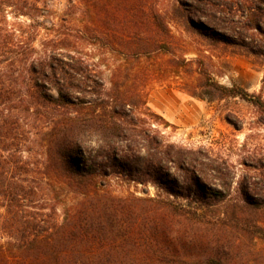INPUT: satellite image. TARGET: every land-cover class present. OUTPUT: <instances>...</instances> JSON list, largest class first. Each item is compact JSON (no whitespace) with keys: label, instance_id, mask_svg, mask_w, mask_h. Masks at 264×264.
<instances>
[{"label":"trees","instance_id":"16d2710c","mask_svg":"<svg viewBox=\"0 0 264 264\" xmlns=\"http://www.w3.org/2000/svg\"><path fill=\"white\" fill-rule=\"evenodd\" d=\"M114 1L80 0L95 10L98 34L106 37V22L114 21L115 25L110 24L115 37L122 35L117 37L119 42L134 39L137 34L128 29V21L132 15H141L151 23L158 38L171 36L168 13L160 10L158 0L148 5L147 0L126 4ZM23 4L19 9L22 13L14 15L29 21L24 41H18L16 29L0 26L1 207L7 220L21 225L22 233L18 239L9 237L10 241L0 243V264H140L142 259L146 263L154 260L151 264H193L176 260V255L160 254L154 246L159 236L167 239L170 231L178 232L176 228H199L201 215L170 198H133L144 204L142 219L148 225L146 233L135 235L142 213L127 200L110 194L107 182L115 177L150 184L166 197L206 204V197L220 195L219 190L209 189L215 183L207 181L224 179L223 169L207 153L166 143L151 128L146 117H159L142 113L145 93L139 91L134 77L129 81L130 69L125 74V67L117 68L111 87L106 89L102 74L68 49L73 35L70 30L61 31L66 19L47 26L38 20L49 17L46 0H27ZM6 7H10L6 0H0V13ZM170 15L213 42L252 54H262L264 49V0H173ZM40 31L44 37L37 50L34 42ZM143 53L131 51L138 59ZM209 87L219 96L251 98L238 88L216 83ZM29 134L42 137L41 174L58 201L52 213L32 215L24 211L21 221L17 211L12 210L18 202L14 197H23L27 192L10 182L13 169L23 164L15 156L26 147ZM217 186L227 188L228 184L224 181ZM27 190L33 194L30 188ZM58 207L62 216L56 212ZM125 227L129 233L121 235ZM181 238H175L176 242L186 244ZM202 264L223 263L206 259Z\"/></svg>","mask_w":264,"mask_h":264},{"label":"rangeland","instance_id":"374dc122","mask_svg":"<svg viewBox=\"0 0 264 264\" xmlns=\"http://www.w3.org/2000/svg\"><path fill=\"white\" fill-rule=\"evenodd\" d=\"M23 1L27 0H6L10 7L0 13V26L16 29L18 41H24L29 24L25 17L14 15V12L22 13L19 9L24 6ZM132 1L121 0V3ZM46 2L51 11L49 17L38 20L50 26L63 17L66 19L61 31L70 30L73 35L67 44L68 49L102 74L106 89L111 87L113 72L125 67V74L131 72L129 81L134 77L139 91L145 93V104L140 105L142 113L160 118L146 117L151 128L166 143L207 153L225 173L224 179L207 181L208 184L215 183L209 189L219 190L220 195L206 197V204L166 197L153 185L111 177L107 191L116 198L127 200L142 213L136 223L135 235L139 231L146 233L148 225H144L146 220L142 219L144 204L132 199L170 198L188 211L201 215V225L185 231L176 228L178 232L170 231L168 240L159 236L154 246L156 252L176 255V260L193 264H202L206 259L220 260L223 264H264V49L262 54H252L246 49L225 46L198 35L184 20L169 16L173 0H158L160 10L168 13L166 21L170 37L158 38L144 16L132 15L128 29L137 35L120 42L118 38L122 35L115 37L114 28H111L116 22H106L110 33L106 37L98 34L97 14L93 18L95 10L87 8L80 0ZM149 3H157V0H147L146 5ZM91 34L92 37L99 35V39L90 38ZM254 36H257L256 32ZM43 37V31L35 37L37 50ZM20 44L24 47L23 42ZM132 49L144 53L138 59L131 54ZM210 83L241 89L251 98L219 96L218 91L211 90ZM27 140L24 150L16 153L15 160L23 164L13 169L10 182L27 192L23 197H14L18 202L12 210L17 211L21 221L24 211L32 215L52 213L51 209L58 201L41 174V135L29 134ZM224 181L227 188L217 186ZM29 188L33 191L31 195L28 194ZM1 202L0 197V243H4L11 238L18 239L22 233L21 225L5 218ZM56 212L62 216L60 207ZM120 233L127 235L129 230L125 227ZM177 237H183L187 245L184 241L176 242ZM147 263L146 259L140 262Z\"/></svg>","mask_w":264,"mask_h":264}]
</instances>
